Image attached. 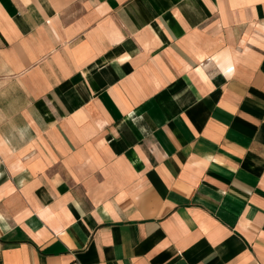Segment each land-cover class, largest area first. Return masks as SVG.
Returning a JSON list of instances; mask_svg holds the SVG:
<instances>
[{"label":"crops","instance_id":"crops-1","mask_svg":"<svg viewBox=\"0 0 264 264\" xmlns=\"http://www.w3.org/2000/svg\"><path fill=\"white\" fill-rule=\"evenodd\" d=\"M0 264H264V0H0Z\"/></svg>","mask_w":264,"mask_h":264}]
</instances>
